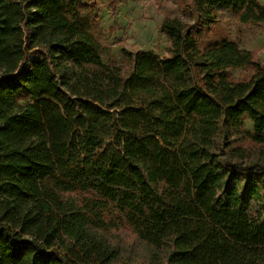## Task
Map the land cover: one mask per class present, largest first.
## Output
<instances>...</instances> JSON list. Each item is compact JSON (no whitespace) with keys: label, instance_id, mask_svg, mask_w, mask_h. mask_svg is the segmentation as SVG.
<instances>
[{"label":"trees","instance_id":"1","mask_svg":"<svg viewBox=\"0 0 264 264\" xmlns=\"http://www.w3.org/2000/svg\"><path fill=\"white\" fill-rule=\"evenodd\" d=\"M97 1L0 0V264H264V61L219 13L264 5L173 0L165 56L105 62Z\"/></svg>","mask_w":264,"mask_h":264},{"label":"rangeland","instance_id":"2","mask_svg":"<svg viewBox=\"0 0 264 264\" xmlns=\"http://www.w3.org/2000/svg\"><path fill=\"white\" fill-rule=\"evenodd\" d=\"M258 1L264 5V0ZM115 3L116 8L112 10L107 0H98L92 11L83 13L90 17L93 33L108 50L103 56L105 62L121 60L123 50L165 56L168 42L161 31L164 17L180 15L188 18L186 7L173 0H115ZM219 13L229 34L239 40L241 47L255 52L264 61V27L248 26L242 30L228 12L220 9ZM252 72L251 68L231 70L236 80H247ZM246 129L253 131L249 119Z\"/></svg>","mask_w":264,"mask_h":264}]
</instances>
